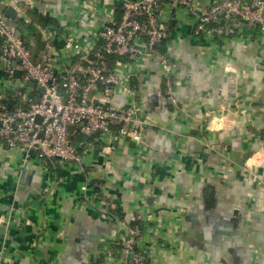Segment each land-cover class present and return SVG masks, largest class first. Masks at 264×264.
Segmentation results:
<instances>
[{
	"label": "crops",
	"instance_id": "obj_1",
	"mask_svg": "<svg viewBox=\"0 0 264 264\" xmlns=\"http://www.w3.org/2000/svg\"><path fill=\"white\" fill-rule=\"evenodd\" d=\"M126 1L3 0L0 16L12 7L35 26L21 37L41 62L49 39L64 75L101 44L98 32ZM216 1L192 3L203 11ZM160 18L167 40L151 48L142 34L145 54L111 60L120 79L112 106L141 107L143 140L117 128L82 140L70 129L82 162L49 160L59 170L0 141V264H122L120 242L136 224L144 264H264V33L243 23L228 35L212 34L210 23L198 32L197 15L168 0ZM67 39L82 54L68 50ZM160 54L175 64L171 95ZM1 66L0 90L11 94L22 73L8 78ZM27 93L41 91L29 85ZM237 151H250L243 165Z\"/></svg>",
	"mask_w": 264,
	"mask_h": 264
},
{
	"label": "built area",
	"instance_id": "obj_2",
	"mask_svg": "<svg viewBox=\"0 0 264 264\" xmlns=\"http://www.w3.org/2000/svg\"><path fill=\"white\" fill-rule=\"evenodd\" d=\"M163 1L124 2L120 17L113 15L98 32L101 44L93 48L88 56L80 57L62 79L54 66L52 42L46 40L44 62L37 61L32 48L0 16V69L3 65L7 77L13 78L12 62L17 60L22 70L20 87L11 94H4L0 90V141L10 148L23 147L41 160L56 157L62 161L81 163L82 154L70 141L71 125H79V131L86 136L98 131L110 133L117 128L121 136L143 140L147 119L141 117V107L134 104L112 106V87L120 79L111 60L118 54L129 55L133 60L145 54L146 51L139 43L142 34L151 48L168 37L169 33L160 18ZM168 1L186 6L197 15L198 32L203 31L207 23L218 22L223 16L236 21L231 25L217 23L210 28L212 34H231L239 23L259 27L264 33V0H218L203 11L198 10L192 0ZM65 46L78 55L83 52L82 45L72 39H67ZM159 58L165 73V92L171 95L174 91L175 64L164 54H160ZM32 80L43 87L38 98L27 93L28 82ZM91 88H94L93 97L98 98V102L89 98ZM38 114L42 116L41 122L36 120ZM247 170L253 180H261L255 169L248 166ZM83 188L88 186L84 185ZM127 230L128 234L120 242L122 264H144L147 256L137 249L138 237L143 228L136 224Z\"/></svg>",
	"mask_w": 264,
	"mask_h": 264
},
{
	"label": "water",
	"instance_id": "obj_3",
	"mask_svg": "<svg viewBox=\"0 0 264 264\" xmlns=\"http://www.w3.org/2000/svg\"><path fill=\"white\" fill-rule=\"evenodd\" d=\"M5 21L7 22V24L11 27V28H15L16 29V34L18 35V36H24L23 35V28L24 27H26V28H31V29H33V30H35V26H32V24L30 23V22H26V21H24L21 17H20V15L17 13V11L14 9V8H12V7H8L7 8V10H6V18H5ZM224 21H225V19L224 18H221L220 19V22L222 23V24H224ZM14 29V30H15ZM28 38H27V40L28 41H30V39H31V37H30V34H28V36H27ZM13 65L14 66H16L17 65V60H14L13 62ZM21 73H22V70L20 69V68H15V70H14V74L16 75V76H21ZM29 85L30 86H33V87H36L38 90H40L41 92H42V90H43V87L40 85V84H38L37 82H35V81H29ZM93 95H94V88H91L90 89V91H89V98L90 99H92L94 102H98V98H96V97H93ZM36 120L38 121V122H41L42 121V116L41 115H37L36 116ZM70 129L71 130H74V129H77V130H79L80 129V126L79 125H71L70 126ZM198 145H200V144H198ZM235 154H236V158H237V160H238V162H239V164L240 165H243L244 164V161H245V159L246 158H248L249 156H250V151H248L244 156H240V152H235Z\"/></svg>",
	"mask_w": 264,
	"mask_h": 264
},
{
	"label": "trees",
	"instance_id": "obj_4",
	"mask_svg": "<svg viewBox=\"0 0 264 264\" xmlns=\"http://www.w3.org/2000/svg\"><path fill=\"white\" fill-rule=\"evenodd\" d=\"M41 20H42V22L44 23V24H46V23H53L55 20H53L52 18H41ZM218 22L217 21H212V22H210V25L211 26H214V25H216ZM259 28V27H258ZM258 28L257 27H254V28H252V29H256V30H258ZM166 29H167V27H166ZM167 31H168V29H167ZM168 33H169V31H168ZM168 36H169V34H168ZM167 38L168 37H166L164 40H163V42L165 41V40H167ZM26 42V41H25ZM162 42V43H163ZM156 46V45H155ZM155 46H154V48H155ZM80 58V57H79ZM78 59V56H75L74 57V61H76ZM68 69H71V67L69 66V68ZM67 69V70H68ZM66 74H64V75H67L68 73H69V71H67V72H65ZM57 75L59 76V78L60 79H62L63 78V76L64 75H61L59 72H57ZM54 158H56V157H53V158H48V159H46V161H47V164L48 165H50L51 167H55V169H58V167L60 166V164H55V163H50V161L49 160H51V159H54ZM59 170V169H58ZM94 185H96L97 187H98V190L99 189H101L100 187H101V184L103 183V181L102 180H94Z\"/></svg>",
	"mask_w": 264,
	"mask_h": 264
},
{
	"label": "rangeland",
	"instance_id": "obj_5",
	"mask_svg": "<svg viewBox=\"0 0 264 264\" xmlns=\"http://www.w3.org/2000/svg\"><path fill=\"white\" fill-rule=\"evenodd\" d=\"M21 85H22V83H21L20 85L18 84V87H20ZM81 136H82V137H81L82 140H85V139L87 138V136L84 135V134H82V133H81ZM39 160H41V159H39ZM39 162H40L41 164L47 163L46 160H41V161H39ZM83 183H84V181L81 182V184H83Z\"/></svg>",
	"mask_w": 264,
	"mask_h": 264
}]
</instances>
